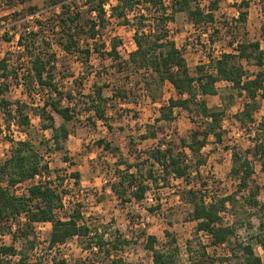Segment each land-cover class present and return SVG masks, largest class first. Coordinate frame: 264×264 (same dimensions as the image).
I'll use <instances>...</instances> for the list:
<instances>
[{"label":"trees","instance_id":"1","mask_svg":"<svg viewBox=\"0 0 264 264\" xmlns=\"http://www.w3.org/2000/svg\"><path fill=\"white\" fill-rule=\"evenodd\" d=\"M145 1L149 8H145L147 13L142 10L143 13L140 15L144 26L134 27L137 48L131 51L126 59L119 50V46L123 44L121 38L111 42L107 52L97 47L94 51L89 46L81 47V36L85 30L79 25L82 16L79 6L72 8V5L60 4L61 10L56 14V22L51 24V30L56 29V42L67 54L84 53L85 62L90 63L93 51L101 58L113 59L117 65H120V71L124 65L134 68L136 72L150 71V77L146 78V88L151 93L153 85H156L157 93L150 94L154 102L162 99V88L165 83H171L177 96L170 97L167 103L164 102L159 107L160 116L156 118L157 121L172 122L177 108L195 113L202 120L188 136H179L178 139L169 140V131L166 130L163 133L155 129L150 130L143 135V138L157 140V146L147 150V158L140 160L139 155L135 163L123 158L120 146L106 139L99 140L98 144L102 148L118 157L115 169L116 180L111 184V189L125 205L133 199L136 202L146 199L151 184L158 185L160 180H163L164 185H168L172 177L183 179L189 187L184 189L181 197L190 205L188 212L190 219L197 222L198 231L210 235L214 246L228 244L232 253L229 258H214L203 250L195 264H207L209 259L215 262L230 261L233 258L236 259L237 264H262L263 260L256 251V244L264 248V202L259 198L260 191L264 187L261 188L254 180L253 158L260 160L264 170V116L253 138V146L246 150L233 147L230 174L238 181L235 192L220 198L208 196V183L201 179V167L208 163V157L202 151L209 144L210 138L214 137L218 142L224 141L222 121L226 116V110L210 106L207 96L218 93L216 84L219 81L230 82L238 93L247 97L244 108L236 114L237 120L243 126L254 123L256 111L264 100V48L259 40L241 41L234 51L221 53L214 61L213 70H206L208 65L201 64L197 66V73L193 74L182 50L171 37L167 23L179 11H186L190 20L196 24L203 21L213 22L215 19L213 10L206 13L200 6L194 8L192 5L194 0H174L169 7L165 5L164 0ZM219 1L212 0L210 7H217ZM110 2L111 0H85L88 11L95 14L90 20L89 32L86 33L87 40L96 41L106 26L113 21H118L122 25L129 24L128 15L137 11L136 7L141 4V0H116L108 12L105 5ZM249 6V0H239L236 5L239 10L237 20L247 21ZM169 8L171 12L168 11ZM152 14L158 16L155 17L154 28L147 32L145 29L148 25L143 24V21L151 20ZM37 26L36 30L26 29L21 35L19 42L23 51L19 60L29 57L31 66L28 74L33 83L50 88L56 97L52 96L45 100L40 107H30L26 102L14 101L3 96L0 99V110L8 121L6 129L10 128L14 120L23 132H27L32 125L31 113L36 114L41 119L42 128L50 129L53 133L49 138V142L51 140L54 143L53 149L66 150V142L72 133L68 123L78 118L79 104L74 102L73 105L74 94L65 93L55 82L54 70L58 61L56 54L49 53V57H46L39 50L37 52L32 50L46 24L38 21ZM46 43L49 44L48 41ZM101 45L106 46L104 42ZM245 63L255 64L259 69L254 74H250ZM9 67V58H3L0 61L1 84L5 85V87L0 86L2 94L8 90L6 81L12 76L16 79L20 77L16 69ZM91 69L93 70V67H90V73H92ZM105 88L106 85L94 84L92 92L86 94L87 100L83 104L87 105L85 107L87 113H93L89 115V120L102 121L108 128H112L109 105L113 96L105 95ZM77 94H82V90ZM112 95L123 99L126 97V92L120 88L117 94ZM66 98L69 103L65 105L63 100ZM56 115L63 119L61 124L57 123ZM2 132L4 126L0 121V133ZM11 141L9 156L0 162V233L12 234L13 243L0 245V264H90V259L87 258L71 262L61 252V246L75 237L85 240V249L94 253H105L107 257L125 251L132 240L121 230L117 229L107 237L106 231L99 232L98 228L93 229L84 221L85 217L80 208L74 209L69 214H61L65 208L64 199L67 192H60L50 180L34 183L24 193L17 194L15 187L19 183L35 178L36 175H43L45 171L50 172V167L30 138ZM65 157L69 160L67 155ZM143 162H150L152 166L146 174L141 167ZM121 165L126 167L120 168ZM157 165L161 167V174H156ZM133 168L136 170H132ZM80 176L78 171L73 173V177L78 182ZM240 193H244L241 196L244 207L254 209L255 215L258 216V232L252 235V238L256 239L255 243L245 240L234 241L236 226L224 222V213L228 205L236 208L240 202L238 198ZM156 209H160V204ZM249 221L248 224L254 226L251 219ZM38 223L52 224L50 234L44 240H40L36 232ZM165 233L168 239L164 243L156 235L147 234L145 247L152 252L151 264H181L179 248L176 245L177 237L170 230H166ZM19 240L20 247L16 245Z\"/></svg>","mask_w":264,"mask_h":264},{"label":"rangeland","instance_id":"2","mask_svg":"<svg viewBox=\"0 0 264 264\" xmlns=\"http://www.w3.org/2000/svg\"><path fill=\"white\" fill-rule=\"evenodd\" d=\"M169 1V0H166ZM174 0H170L173 2ZM212 0H194L192 5L195 8L200 6L208 13L213 10L215 19L213 22L203 21L193 23L186 11H179L174 14V18L167 23V28L172 38L182 50L188 66L193 74L197 73V66L207 64L206 70H213L214 61L225 51H234L238 43L244 40H259L264 48V0H249L248 18L246 22L237 20L239 10L236 7L239 0H220L217 7H210ZM79 6L81 17L79 25L85 30L82 33L81 47L100 48L107 52L111 42L122 39L127 42L133 34L134 27L142 25L140 15L147 13L145 8H149L145 0H141L136 8L137 11L130 14V23L122 25L118 21L108 24L102 31V35L96 40H87L86 33L89 32L90 20L94 18V13L88 11L85 0H0V61L9 58L10 69L19 72V78L13 76L6 81L8 90L2 94L11 100H21L30 107H40L44 101L56 94L48 87H42L29 77L31 61L29 57L19 60L23 51L20 46L21 35L28 26H35L38 21L46 24L39 40L35 42L32 50H39L44 56L49 57V53L57 56V65L54 70L56 83L65 93L72 92L78 103L77 119L68 123L71 135L66 142V150H55L50 129H43L41 119L31 113L32 125L27 132L11 122L9 129H6L8 121L5 120L4 113L0 110V121L3 123L4 132L0 133V162L4 161L10 154L13 139L30 138L41 151L44 161L48 162L50 172L45 171L43 177L36 181L50 180L60 192H67L65 195V208L63 215L80 208L84 214V221L93 229L98 228L99 232L106 231L107 237L115 231L121 230L132 243L127 245L125 251L114 256L107 257L105 253L92 252L85 249V240L75 237L61 246V252L66 257L75 262L80 258L90 259V264H151L153 261L152 252L145 247L147 234L156 235L159 240L166 242V230H170L177 237L179 248V261L181 264H195L203 250H206L212 257L229 258L232 253L230 245L223 244L214 246L208 233L198 231L197 222L189 217L190 205L183 201L181 194L187 183L183 179L171 178L168 185H164L160 180L158 185L151 184L147 192L146 199L142 202H128L125 205L118 199L111 189V184L116 180L115 169L118 157L102 148L98 141L106 139L112 141L114 145L120 146L123 158L129 162H137L148 157L147 150L157 146L155 139H144L143 135L150 130L160 132L169 131L168 139H178L179 136H188L192 129L201 124V119L195 113L177 108L175 119L169 121H157L160 116L159 107L168 102L172 96H177L176 90L169 82L162 88V99L154 102L151 93H157L156 85H153L151 93L146 88L147 77L150 71L143 70L136 72L134 68L127 65L122 66L111 58H101L92 51L90 63L85 62L84 53H66L56 42V29L51 30V24L56 22V14L61 10L60 4ZM116 3L111 0L110 4ZM77 8V7H76ZM154 8H152L153 10ZM171 12V8L168 9ZM145 13V14H146ZM34 17L31 18L30 15ZM156 14H152L151 20L143 21L148 25L147 32L154 28ZM45 26V25H44ZM49 42V44L46 43ZM102 42L105 47H102ZM123 57L128 58L130 53L122 44L119 46ZM250 74H254L259 67L252 63H245ZM93 67L92 73L89 72ZM0 79V86L5 87ZM94 84L106 85L105 95L113 96L109 105L110 123L112 128H108L102 121L94 122L89 120L83 102L87 100L86 94L92 92ZM218 93L207 96L210 106L226 110V116L222 121L224 130V141L218 142L214 137L210 138L209 144L203 149V153L208 157V163L201 167V175L207 183V195L213 197H223L229 195L237 189V179L231 174L232 150L237 146L243 150L253 146V138L258 131L259 122L264 116V100L261 107L256 111V121L250 125L243 126L236 118V114L244 108L247 97L238 93L230 82L219 81L217 84ZM123 89L126 97L120 99L118 90ZM82 90V94H77ZM69 100H63V104H68ZM56 121L61 124L63 119L56 115ZM178 141V140H176ZM69 157V160L65 156ZM253 158V156H251ZM255 166L254 180L256 184L264 187V170L261 162L253 158ZM121 165L120 168H125ZM143 173L146 174L151 168L150 162H143ZM132 170H136L133 168ZM156 174H161L159 165L155 167ZM80 173L79 182L73 177V173ZM196 174V173H195ZM197 182L196 180H194ZM25 192L28 186L24 187ZM244 193H240L239 204L236 208L228 205L224 213V222L236 226V235L233 240H245L256 242L252 238L258 232L259 220L254 209L244 207L241 198ZM259 198L264 202V189H261ZM160 204V209L156 206ZM155 208L151 210L150 208ZM251 219L254 226L248 223ZM51 223L36 224V232L40 240H44L50 234ZM15 229V228H14ZM114 236V235H111ZM13 243L12 234L0 233V245ZM44 244V243H43ZM21 246L20 240L16 242ZM42 246V245H41ZM256 251L262 257L264 264V248L256 244ZM97 253V254H96ZM207 264H237L236 259L230 261L210 259Z\"/></svg>","mask_w":264,"mask_h":264},{"label":"built area","instance_id":"3","mask_svg":"<svg viewBox=\"0 0 264 264\" xmlns=\"http://www.w3.org/2000/svg\"><path fill=\"white\" fill-rule=\"evenodd\" d=\"M164 3H165V5L166 6H171L172 5V2H170V0L169 1H166V0H164ZM105 8H106V10L108 11V12H110V8H111V4L110 3H108V4H106L105 5ZM133 13V12H132ZM129 17H130V14L128 15ZM30 17L31 18H33L34 17V15L33 14H31L30 15ZM38 28V26H37V24L35 25V26H28L27 28H25V29H27V30H31V29H33V30H36ZM123 45H124V48L125 49H127V52L128 53H130L131 51H133V50H135L136 48H137V45H136V40H135V38H134V29H133V34L129 37V39H128V41L126 42H123ZM44 176V174L43 175H36V177L35 178H31V179H28V180H26V181H24V182H22V183H19L16 187H15V192L17 193V194H22V193H24L23 191H24V187L26 186H30V185H32V184H34V183H38L36 180L40 177H43Z\"/></svg>","mask_w":264,"mask_h":264}]
</instances>
